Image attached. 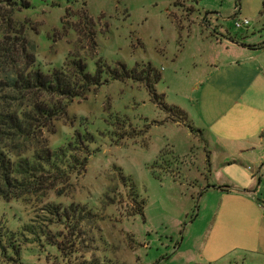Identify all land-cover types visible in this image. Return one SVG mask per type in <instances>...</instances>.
I'll list each match as a JSON object with an SVG mask.
<instances>
[{
  "label": "rangeland",
  "instance_id": "374dc122",
  "mask_svg": "<svg viewBox=\"0 0 264 264\" xmlns=\"http://www.w3.org/2000/svg\"><path fill=\"white\" fill-rule=\"evenodd\" d=\"M26 1L18 18L29 23L43 71L60 68L68 55L86 57L91 73L98 64L137 73L150 65L158 80L150 76L148 85L164 96L159 105L145 82L109 81L73 102L49 137L52 148L75 134L92 137L85 175L66 196L50 199L89 210L92 222L81 225L84 253L98 264H261L218 258L210 232L219 187L256 183L264 142L229 148L196 117L199 84L218 63L240 60L243 47L264 50V0ZM243 19L249 25L237 29ZM162 105L181 110L185 122H173L181 117ZM131 197L143 200V216L127 217L120 204ZM47 204L0 201V264L59 263L30 244L36 236L23 241L19 260L18 247L9 245L10 232L29 226L68 244Z\"/></svg>",
  "mask_w": 264,
  "mask_h": 264
},
{
  "label": "trees",
  "instance_id": "16d2710c",
  "mask_svg": "<svg viewBox=\"0 0 264 264\" xmlns=\"http://www.w3.org/2000/svg\"><path fill=\"white\" fill-rule=\"evenodd\" d=\"M29 7L26 0H0V201L26 205L49 202L47 211L67 229L64 239L68 238V244L61 245L56 242L59 237L46 236L40 228L36 232L29 226L21 233L10 232L9 245L18 247L14 254L19 260L23 241L36 236L30 244L58 260V264H98L84 253L87 243L81 225L91 221L89 210L79 205L63 208L50 203L51 193L56 197L66 196L73 182L85 175L90 157L86 142L92 137L75 134L57 148L50 146L49 137L56 133L57 122L68 119V107L73 102L85 99L109 81L145 82L152 100L159 105L164 96L157 95L148 85L158 80L150 65L137 73L121 63L112 69L98 64L91 73L86 57L68 55L60 68L43 71L37 64L35 45L27 36L29 23L18 18ZM150 76L154 77L153 81ZM162 107L181 117L173 122H185L186 116L178 108ZM130 200L128 206L120 204L127 217L143 216V200L132 197ZM106 264H111L110 259Z\"/></svg>",
  "mask_w": 264,
  "mask_h": 264
},
{
  "label": "crops",
  "instance_id": "0c3cea01",
  "mask_svg": "<svg viewBox=\"0 0 264 264\" xmlns=\"http://www.w3.org/2000/svg\"><path fill=\"white\" fill-rule=\"evenodd\" d=\"M240 49V60L218 63L206 75L197 102L196 119L229 148L264 142V50ZM257 163L256 183L245 180L237 187L218 189L210 232L218 258L237 262L249 257L264 264L263 158Z\"/></svg>",
  "mask_w": 264,
  "mask_h": 264
},
{
  "label": "built area",
  "instance_id": "2783aa9c",
  "mask_svg": "<svg viewBox=\"0 0 264 264\" xmlns=\"http://www.w3.org/2000/svg\"><path fill=\"white\" fill-rule=\"evenodd\" d=\"M248 25H249V22L246 19H243L241 22H236V24H235L237 29L247 27Z\"/></svg>",
  "mask_w": 264,
  "mask_h": 264
}]
</instances>
